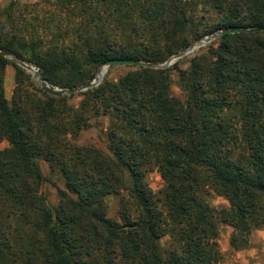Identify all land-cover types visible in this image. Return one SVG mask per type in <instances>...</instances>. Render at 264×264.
<instances>
[{"label":"trees","instance_id":"16d2710c","mask_svg":"<svg viewBox=\"0 0 264 264\" xmlns=\"http://www.w3.org/2000/svg\"><path fill=\"white\" fill-rule=\"evenodd\" d=\"M46 2L45 18L17 20L19 0H10L0 23V141L11 146L0 152V264H219L218 224L233 228V251L250 248L264 230V32L222 36L188 70L175 65L180 98L171 70L133 67L76 109L73 95L32 96L18 63L52 88L74 89L112 60L160 65L208 35L264 28V0ZM91 116L109 119L108 154L72 142ZM39 158L64 180L56 207L41 192ZM154 170L159 194L148 182ZM212 195L229 206L214 207ZM110 196L120 200L116 218Z\"/></svg>","mask_w":264,"mask_h":264},{"label":"rangeland","instance_id":"374dc122","mask_svg":"<svg viewBox=\"0 0 264 264\" xmlns=\"http://www.w3.org/2000/svg\"><path fill=\"white\" fill-rule=\"evenodd\" d=\"M9 4H10V0H0V23L8 24L7 17L5 15V9L9 6ZM51 9H52L51 5H49L46 2V0H19V11L13 14V18L18 20L25 15L24 17L28 20L36 17H39L41 20L46 17V13L50 12ZM214 19L215 18H212V20ZM37 30H38L37 32H39L42 35L44 34V31H46V27L42 26ZM47 35L48 34H44L43 36L46 37ZM208 36L204 37L200 41L194 42L189 47V48L194 47V50L191 53L185 55L183 58L171 62L173 58L172 57L163 64L155 65V66L151 65L152 67H157L154 69L171 70L170 72L171 89L176 97L178 98L182 97L183 93L180 87L178 72L174 70L175 65H178L179 69L181 70L184 71L188 70L190 67V63L194 58L205 55L211 47H217L218 39L207 45L202 44V41L206 39ZM18 64L21 67H23V64L27 65L26 63H18ZM27 66H30L35 70H38L34 66L31 65H27ZM102 68H106L107 71L101 84L104 82V80H108L110 82H118L121 78L125 77L129 73L136 71L135 68L125 65L110 66V67L103 66L96 71L95 79H97L98 74L102 70ZM23 69L25 68L23 67ZM25 71L31 78L30 85L34 86V88H31L28 87L30 86L29 84H26V90H28L32 96L36 97V99L37 98L42 99L41 96L36 92H34L33 89L44 90L43 86L40 84L39 80L34 78V75L32 73L28 72L26 69ZM53 89H61V88H53ZM4 90H5V97L8 100L9 105L12 106L14 96L17 92L16 74L12 66H8L5 70ZM86 92L73 95L74 98L69 102V105L76 109L79 108L84 100L83 94ZM69 96L71 95H67L63 97H69ZM91 117L92 119L89 122L91 127L87 131L81 132L77 138L72 139V142L79 146H94L108 154L109 153L107 147L108 138L106 134L109 128V119L105 117H93V116ZM10 148L11 146L7 140L0 141V152H3ZM38 164L45 179L41 187V192L47 198L48 202L52 206L56 207L58 204V191L65 190L64 180L59 173L54 174V172L50 167V164L44 159L39 158ZM148 182L155 194H159L165 186L164 181L162 180L161 175L157 170L152 171L148 175ZM119 201H120L119 198L115 196H110L106 198V202L109 206V216L112 218L117 217V213L119 212ZM210 203L214 207L229 206L228 202L225 199L217 195H212ZM218 230H219L218 242L222 253V258L219 264H264V230L253 232L250 240V248L239 252L233 251L230 247L231 236L234 232L233 228H231L228 225L218 224ZM168 242H169L168 238L163 240V245L166 248L168 246Z\"/></svg>","mask_w":264,"mask_h":264},{"label":"water","instance_id":"95a60500","mask_svg":"<svg viewBox=\"0 0 264 264\" xmlns=\"http://www.w3.org/2000/svg\"><path fill=\"white\" fill-rule=\"evenodd\" d=\"M264 32V28H254V29H241V30H230V31H225V32H220V33H216L213 35L208 36L206 39H204L202 41L203 45H207L215 40H217L218 38L228 35V34H235L237 32ZM194 50V47L189 48L188 50L182 51L181 53H179L178 55H176L175 57L172 58L171 62H174L177 59H181L183 58L185 55H187L188 53H191ZM6 55V57L10 58V59H14L15 61H17L15 58H13L11 56L10 53L5 52L4 53ZM121 65H125V66H132V67H151V68H157V67H152L150 65L144 64V63H135V62H130V61H126V60H112L109 61L108 64L106 65V67H110V66H121ZM23 67L28 71V72H32L35 71L34 68L27 66L25 64H23ZM37 71V75L34 76L35 79L39 80L40 84L43 86L45 92H47L48 94L55 96V97H61V96H67V95H76L79 93H83L89 90H92L96 87H98L101 82L103 81V79H95L92 83L82 86V87H78V88H74V89H53L50 87V85L47 83V81L42 77V74L40 71Z\"/></svg>","mask_w":264,"mask_h":264},{"label":"bare ground","instance_id":"6f19581e","mask_svg":"<svg viewBox=\"0 0 264 264\" xmlns=\"http://www.w3.org/2000/svg\"><path fill=\"white\" fill-rule=\"evenodd\" d=\"M106 71H107L106 68H102V70L99 72L97 78H99L100 80L103 79L104 76H105V74H106ZM31 73H32L34 76L37 75V71H36V70H35V71H32Z\"/></svg>","mask_w":264,"mask_h":264}]
</instances>
